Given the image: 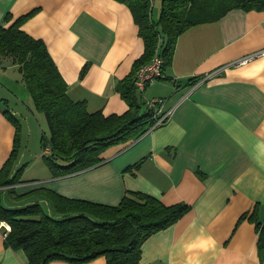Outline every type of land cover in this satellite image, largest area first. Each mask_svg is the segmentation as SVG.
I'll return each instance as SVG.
<instances>
[{
    "label": "crops",
    "instance_id": "obj_1",
    "mask_svg": "<svg viewBox=\"0 0 264 264\" xmlns=\"http://www.w3.org/2000/svg\"><path fill=\"white\" fill-rule=\"evenodd\" d=\"M33 10L22 29L45 42L69 97L86 101L90 112L124 113L128 105L115 84L144 51L129 7L116 0H0V26ZM158 15L153 8V18ZM259 50H264V11L233 9L219 20L189 28L177 39L166 70L169 79L152 83L142 95L143 100L166 99L165 108H173L168 122L111 146L97 166L62 177H53L44 164L48 150L43 146L42 157L38 153L28 160L36 161L39 173L15 189L22 195L45 188L108 205H117L127 191L148 193L168 205L186 202L191 206L187 214L143 242L140 264H264L255 223L248 219L253 211L259 220L264 217V54L230 66ZM0 62L4 72L18 70L9 57L0 56ZM214 71L189 92L197 78ZM8 90L0 99L13 94ZM4 108L0 102V168L15 135ZM27 200L45 201L54 213L46 198ZM9 228L0 222V264H27L23 250L5 245ZM82 264H106V258Z\"/></svg>",
    "mask_w": 264,
    "mask_h": 264
},
{
    "label": "trees",
    "instance_id": "obj_2",
    "mask_svg": "<svg viewBox=\"0 0 264 264\" xmlns=\"http://www.w3.org/2000/svg\"><path fill=\"white\" fill-rule=\"evenodd\" d=\"M129 7L138 34L144 42L143 53L133 62L131 71L115 84L116 91L128 105L122 114L105 115L90 112L86 101H74L45 42L22 29L34 10L0 26V56L9 57L18 66L36 111L46 118L49 134L42 135L43 155L53 177L79 173L102 163V154L111 146L135 140L150 130L153 109L143 100L134 81L139 68L154 55L164 61L163 76L171 66L178 37L189 28L219 20L233 9L264 11V0H159L157 19L152 16L153 0H116ZM6 15V20L11 19ZM89 67L81 69L83 77ZM3 101L0 99V102ZM4 115L15 127L10 156L0 168V222H6L4 243L23 250L27 264H49L61 260L71 264L90 262L104 256L106 264H140L141 246L153 233L165 229L185 214L186 202L165 204L142 191H127L117 205L61 196L45 188L31 194L46 198L53 212L33 202L21 207H8L4 197L11 196L22 181L23 167L15 169L20 147V122L8 110ZM8 199V198H7ZM248 214H243L239 220ZM248 219L258 233V256L264 262V217L253 211Z\"/></svg>",
    "mask_w": 264,
    "mask_h": 264
},
{
    "label": "rangeland",
    "instance_id": "obj_3",
    "mask_svg": "<svg viewBox=\"0 0 264 264\" xmlns=\"http://www.w3.org/2000/svg\"><path fill=\"white\" fill-rule=\"evenodd\" d=\"M153 5V8H155L156 12L159 11L160 1L155 0V3ZM4 70V62H0V95L6 96L7 92L9 91L8 89L13 91L14 95L12 94L10 96H7V98L2 99L3 101L1 102L5 106H7L10 111L14 112V115L20 121L21 141L17 159L15 162V169H17V167L24 166L20 175L21 181L28 178L34 179L39 173V169L38 167H36V161L32 165L33 161L28 162V160L34 159L35 155H37L38 153H40L42 157L43 146L40 140L44 133L47 135L49 134L46 118L43 113L35 110L31 96L24 83H22L23 81L21 79V76L18 75L19 71L17 69H15L16 71L13 69H7V71L4 72ZM159 82L162 83L163 81L157 80V83ZM139 93L142 97L143 92ZM40 162L42 161H39V164H41ZM31 192L22 194L17 199H14L12 197H7V199L4 197L3 204L8 207H21L23 206V204L31 202L27 199L30 200L32 196H38L36 194H31ZM19 193V189H15L11 196L19 195ZM41 203L46 212H49V207L46 202L42 201Z\"/></svg>",
    "mask_w": 264,
    "mask_h": 264
},
{
    "label": "built area",
    "instance_id": "obj_4",
    "mask_svg": "<svg viewBox=\"0 0 264 264\" xmlns=\"http://www.w3.org/2000/svg\"><path fill=\"white\" fill-rule=\"evenodd\" d=\"M264 54V50L256 51L252 54H248L243 56L239 60L235 61L231 65H242L255 58L256 56ZM163 64L164 61L157 54L154 55L152 60L142 65L136 73V78L134 81L135 87L139 92H143L148 85L160 80L163 76ZM217 71L209 72L204 76L197 78L191 88L190 91H193L197 87L201 86L204 82L212 78ZM148 105L153 109V124L150 129L157 128L159 126L164 125L166 122L170 120L173 114V108H165L166 99L164 98H156L147 101Z\"/></svg>",
    "mask_w": 264,
    "mask_h": 264
},
{
    "label": "water",
    "instance_id": "obj_5",
    "mask_svg": "<svg viewBox=\"0 0 264 264\" xmlns=\"http://www.w3.org/2000/svg\"><path fill=\"white\" fill-rule=\"evenodd\" d=\"M44 147H45V145H44Z\"/></svg>",
    "mask_w": 264,
    "mask_h": 264
}]
</instances>
